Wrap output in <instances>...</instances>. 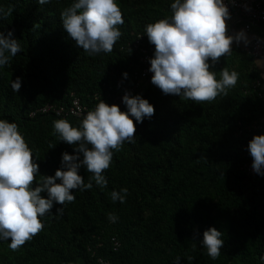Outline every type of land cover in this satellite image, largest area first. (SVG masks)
<instances>
[{
    "label": "trees",
    "instance_id": "trees-1",
    "mask_svg": "<svg viewBox=\"0 0 264 264\" xmlns=\"http://www.w3.org/2000/svg\"><path fill=\"white\" fill-rule=\"evenodd\" d=\"M71 0H0L11 9L0 19V32H12L21 48L0 68V118L15 122L38 164V175H54L61 153L74 154L76 145L60 141L53 121L80 120L55 114H30L45 104L68 107L71 94L82 105L107 104L131 86L139 69L130 44L147 23L172 15L171 0H118L122 35L107 54L89 56L62 27L61 10ZM264 34V27H253ZM253 57L232 48L214 65L239 73L237 83L211 102L162 94L150 81L135 94L154 107L153 116L136 124L135 143L113 150L104 171L106 187L70 190L75 199L54 202L44 227L16 251L0 241V264H264V176L248 175V141L262 131L245 127L262 113L253 83ZM127 72V78L122 73ZM22 78L15 93L12 80ZM262 80V79H261ZM263 81V80H262ZM125 111L123 104H117ZM53 148L49 149V146ZM81 158H82V154ZM78 174L88 183L92 173ZM57 182H59L57 180ZM128 189L125 203H113L112 190ZM45 196V193H41ZM109 212L119 219L110 223ZM215 227L224 241L212 260L199 246L202 233ZM114 241L118 247L113 248ZM196 245V246H194Z\"/></svg>",
    "mask_w": 264,
    "mask_h": 264
},
{
    "label": "clouds",
    "instance_id": "clouds-1",
    "mask_svg": "<svg viewBox=\"0 0 264 264\" xmlns=\"http://www.w3.org/2000/svg\"><path fill=\"white\" fill-rule=\"evenodd\" d=\"M49 2L37 0L40 5ZM232 2L171 0L170 17L145 25L144 35L154 45L148 60V71L152 73L150 82L162 94L199 104L226 95L227 90L236 85L237 71L222 68L217 78L213 70L221 57L231 54L234 43L242 42L245 46L250 43L243 29L233 34L228 32L227 21L231 19L228 4ZM10 11L0 6V19L6 18ZM59 16L68 37L89 56L112 52L122 35L117 27L124 24L118 0H71ZM257 43H260L259 38ZM19 52L21 48L12 32H0V68L7 66ZM254 63L257 69L264 67V57ZM127 75V72L122 73L124 78ZM260 76L264 80V72H260ZM21 83V77L12 80V91L16 93ZM121 103L125 111L100 99L83 115L78 126L66 119L53 121V133L58 134L60 141L76 145L74 154L61 153L60 167L54 175H38L33 149L18 125L0 118V241H8V248L16 251L39 233L46 214L53 215L50 210L54 202L62 205L55 215L62 216L63 205L75 199L70 190L91 189L93 181L100 188L106 187L104 171L113 160V150L118 151L125 142H136L133 120L139 124L154 114L153 105L139 94L125 91ZM50 148L53 147L50 145ZM247 151L252 157L253 172L264 176V134L253 135ZM81 167L92 173L88 183L78 174ZM127 195L128 189L121 187L119 191H111L110 199L123 204ZM107 219L115 223L119 217L109 212ZM223 244L222 233L215 227L204 230L199 240V246L212 260L220 256ZM179 260L180 257L175 258L174 264H179Z\"/></svg>",
    "mask_w": 264,
    "mask_h": 264
},
{
    "label": "built area",
    "instance_id": "built-area-1",
    "mask_svg": "<svg viewBox=\"0 0 264 264\" xmlns=\"http://www.w3.org/2000/svg\"><path fill=\"white\" fill-rule=\"evenodd\" d=\"M229 12L231 16L239 18L243 29L247 32H251L253 27H264V0H233L232 3L228 4ZM257 38L260 39V43H257ZM130 48L137 55L139 69L134 72L131 86L125 88L121 96L114 100V104L121 105L122 96L125 91L133 95L138 90L144 88L150 81L152 73L148 71L149 63L148 60L152 56L154 51V45H151L144 33L138 34L134 39L133 43L130 44ZM244 51L251 55L253 58L260 56L264 51V34H255L252 41L244 48ZM256 96L260 101L262 113L258 119L245 128L248 131H262L264 133V82L261 79H257L253 83ZM71 103L68 107L60 106L58 104H45L44 106L33 111L30 116L33 117L35 114H55L57 116H70L78 120H81L83 115L93 108H88L81 104L79 98L71 94ZM248 152V151H247ZM249 158L244 163L243 169L248 175H254L251 168L252 157L248 153ZM118 242L114 241L113 248L118 247ZM100 264H109L108 262L99 259Z\"/></svg>",
    "mask_w": 264,
    "mask_h": 264
},
{
    "label": "crops",
    "instance_id": "crops-1",
    "mask_svg": "<svg viewBox=\"0 0 264 264\" xmlns=\"http://www.w3.org/2000/svg\"><path fill=\"white\" fill-rule=\"evenodd\" d=\"M227 27H228V32L229 34H233L237 31H240L241 29H243V26L241 24V22L239 21V18L235 17V16H231V19L229 21H227ZM244 30V29H243ZM245 31V30H244ZM256 31V29H253L251 32H247L245 31V33L247 34L250 42L252 41L253 37H254V32ZM246 46L241 42L239 45H236L235 43L232 45V48L233 49H236V50H244ZM264 57V51L262 52V54L260 56H257L253 59V62H252V71L258 75L260 78V72H264V67H261L259 69H257V67L255 66V63H254V60L256 59H259V58H262ZM264 82V80H263Z\"/></svg>",
    "mask_w": 264,
    "mask_h": 264
}]
</instances>
